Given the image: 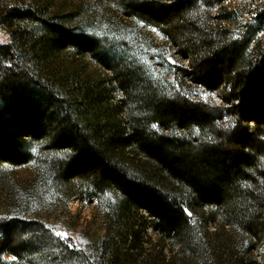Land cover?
<instances>
[{
    "label": "trees",
    "instance_id": "1",
    "mask_svg": "<svg viewBox=\"0 0 264 264\" xmlns=\"http://www.w3.org/2000/svg\"><path fill=\"white\" fill-rule=\"evenodd\" d=\"M236 1L115 0L154 47L84 33L57 0H0V264H264V0ZM74 197L103 213L81 242L56 235Z\"/></svg>",
    "mask_w": 264,
    "mask_h": 264
},
{
    "label": "rangeland",
    "instance_id": "2",
    "mask_svg": "<svg viewBox=\"0 0 264 264\" xmlns=\"http://www.w3.org/2000/svg\"><path fill=\"white\" fill-rule=\"evenodd\" d=\"M59 9L63 15H71L68 17L71 24L81 27L84 33L96 36L110 35L111 41L119 43L127 41L130 45H134L138 39H142L146 44L157 47H164V39L161 33L152 27L143 23H136L127 17L120 16L115 12V0H57ZM252 4L253 0H237L234 5L240 3ZM67 17V16H66ZM0 41H7L4 33L0 32ZM117 46V45H116ZM117 52L120 50L117 49ZM79 65L86 69L94 76L101 74L104 81V89L108 103L112 107H118L119 111H123L121 102V94L114 88L113 83L107 77L103 68L93 62L87 54H73ZM136 59L143 62L148 72L158 77L166 76V67L163 65V60L160 57H152L150 55H137ZM186 65L188 61L185 60ZM201 89V88H199ZM202 91V90H201ZM222 89L207 90L202 92V99L214 104H224L222 98ZM156 130L164 131V128L156 125ZM166 132V131H164ZM3 193H0V205L3 204ZM58 212H53V218L58 216ZM64 224L67 229H61L57 232L66 233L67 236H72L77 242L82 241V236L86 231L91 233L99 232L102 228L103 213L98 208L96 198L74 197L68 203V211L62 213ZM1 236V234H0ZM149 236L155 238L153 229L149 230ZM4 260H12L14 257L8 253L3 255Z\"/></svg>",
    "mask_w": 264,
    "mask_h": 264
},
{
    "label": "snow or ice",
    "instance_id": "3",
    "mask_svg": "<svg viewBox=\"0 0 264 264\" xmlns=\"http://www.w3.org/2000/svg\"><path fill=\"white\" fill-rule=\"evenodd\" d=\"M57 236H60L62 238H67V234L66 233H60V232H56Z\"/></svg>",
    "mask_w": 264,
    "mask_h": 264
}]
</instances>
